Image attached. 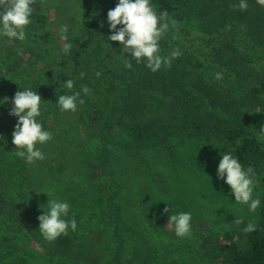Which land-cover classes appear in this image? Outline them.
I'll return each instance as SVG.
<instances>
[{
  "label": "trees",
  "instance_id": "trees-1",
  "mask_svg": "<svg viewBox=\"0 0 264 264\" xmlns=\"http://www.w3.org/2000/svg\"><path fill=\"white\" fill-rule=\"evenodd\" d=\"M70 2L81 10V15L75 18L76 36L72 39L70 53L59 59L60 65H52L49 59L44 66L32 63L35 81L32 83L25 79V83H22V88L31 85V89L37 90L41 96L44 108L40 121L52 133L51 141L38 145L45 155L43 161L27 164L15 155L12 133L18 118L9 112L17 91L15 87L8 88L12 89L11 93L7 88H0V100L8 98L0 106V136L4 137H0V215L4 219L5 240L11 239L23 245L36 244L34 248L47 253L45 264H83L77 252L83 250L85 244L74 231L51 242L41 235L40 213L29 206L27 192L22 189L20 181L22 177H25L24 181L27 179L23 176L24 170L29 172L30 166H33L30 182L35 183L40 171L47 168L48 156H53L61 144L67 150L57 167L61 168L60 172L66 171V175L70 176L65 182L68 190H71L66 193V199L76 202L73 195V198L70 197L76 175L83 181L103 177L108 185H100L103 196L99 200L115 208L118 231L124 228L130 213L122 204L128 201V198L123 200L127 197L126 192L136 189V184L145 182L142 179L145 177L147 183L153 184L160 194H168L171 184L164 171L172 167L181 155L184 154L185 158L187 154L183 149L190 148L191 143L205 145L219 154L231 152L245 169L249 166L254 169V184H262V141L230 118L208 110L221 109L239 115L248 106L264 108V67H255L252 61L253 54H264V7L257 0H247L248 8L245 11L234 7L239 0H152L159 13L167 12L177 23L194 19L199 32L209 37V41L203 43L201 39H193L190 33L183 34L177 25L170 27L171 34L178 38H175L174 49L179 48L182 55L172 62L171 67H162L156 73L143 63L136 64L133 61L131 69H122L119 62L115 61L113 48L119 42L112 44V41L107 40L110 33L106 17L108 10L113 9L118 0ZM46 12L45 1L35 0L33 22L27 29L29 40L35 42L49 36L51 26ZM230 28H233L241 42L238 51H235L233 41L228 39ZM177 34H182V37ZM188 40L204 48L212 45L213 61L222 68L235 70V63L241 64L237 76H231L238 87L223 88L205 82L198 68L190 62V54L182 51ZM166 46L170 47L167 42ZM235 53L240 58L232 60L230 57ZM87 55L94 58V64L85 57ZM124 55L131 58L128 53ZM125 56L122 58L124 63ZM1 62L5 63L3 60ZM187 63L195 67L194 73ZM11 70L9 68L8 73ZM68 78L75 82L71 91L81 92L84 100L75 113L61 112L55 104L59 94H63L59 84ZM8 87L11 86L8 84ZM83 87L89 89L88 94L83 93ZM164 101L171 102L173 109L166 108ZM145 109L147 114L143 115ZM75 142L84 144L80 153L71 149ZM21 162L24 163L23 167L14 171L13 167ZM3 166L6 172L4 176L1 175ZM86 173L88 175L84 176ZM13 194L15 197L11 200ZM260 201L255 230L245 232L242 241L235 240L232 233L226 234L223 241H215L210 249L206 240L201 245L200 250L203 256L208 257L210 264H264V194ZM73 210L70 208L69 219L74 216ZM159 213L160 209L148 211L151 218ZM128 223L126 226L130 230ZM152 228L156 231L157 226ZM134 232L143 237V232ZM119 234L120 231L117 236ZM145 241L149 243L147 239ZM154 257L158 261L163 260ZM16 264L33 263L23 259V262Z\"/></svg>",
  "mask_w": 264,
  "mask_h": 264
},
{
  "label": "rangeland",
  "instance_id": "rangeland-1",
  "mask_svg": "<svg viewBox=\"0 0 264 264\" xmlns=\"http://www.w3.org/2000/svg\"><path fill=\"white\" fill-rule=\"evenodd\" d=\"M43 1L47 8L46 18L51 26L48 32L49 36L35 40V42L29 40L28 37L24 42L9 41L5 37H0V88L2 89L15 87L16 91H20L25 79H29L33 83L35 72L32 63L44 66L49 59L52 65H60L59 59L66 55L61 51L63 44L71 43L76 36L75 18L81 15V10L70 0ZM157 13L159 14L158 11ZM194 22H196L194 19H187V21L176 25L180 27L183 34L190 33L193 39H201L200 41L203 40V43L208 42L209 37L200 33L199 26L194 25ZM61 27H66L67 32L61 33ZM230 29L228 39L233 41L235 51H238V44L241 42L237 39L236 32H233V28ZM62 35L67 39H62ZM177 35L182 37V34ZM175 38L178 39L171 34L169 29L165 38L160 42L162 54L167 55L174 49ZM165 41L170 47L166 46ZM113 43L115 42L112 41ZM211 48L212 45L209 48H204L196 46L195 42L188 40L187 46L182 51L190 54V62L198 68L199 75H203V80L209 85L215 84L223 88L238 87L231 76H237L241 64L235 63V70L220 67L217 62L213 61L214 53L211 52ZM122 51L120 43L116 45V48H113V56L121 68L125 65L122 61L124 57L121 54ZM85 57L91 61V64H94L93 57L89 55ZM253 57L252 61H254L255 67H264V54L261 56L255 53ZM230 58L234 60L240 57L235 53ZM186 65L194 73L195 67L192 68L190 63ZM107 67L109 68V66ZM9 68L12 69L11 72L9 71L10 73H8ZM217 73L221 74L220 79L216 78ZM8 84L11 87H8ZM31 87L30 85L29 88ZM8 91L11 93L12 89H8ZM164 104L166 108L173 109L174 107L169 101H164ZM208 110L230 118L232 122L241 125L258 138L261 136L260 130L264 129L263 107L248 106L243 108L239 115L221 109L209 108ZM146 114L145 109L143 115ZM261 141L264 144V140ZM83 145L75 142L72 143L71 149L80 153ZM66 150L67 147L61 144L60 149L53 156H48L47 168L40 171L35 183L30 182L33 166H30L29 172L24 170L23 176H26L27 179L24 181L25 177H22L20 181L22 189L27 192L29 206L37 210L40 215L43 214V210H48V201L58 199L70 203L71 209H74L73 218L78 224L77 230L74 232L85 244V248L77 252L83 264H210L208 257L203 256L200 250L205 240L208 242L209 249L214 246L215 241L222 240L226 234L234 233L235 240L242 241L245 234L243 229L247 224L255 225L258 221L259 207L255 213H252L248 211L246 205L234 203L230 186L217 179V168L223 154L216 153L205 145L191 143L190 148L183 149L187 154L185 158L184 154L181 155L177 162L174 161L172 167L169 166L164 171V175L171 184L168 194H160L154 189L153 184L147 183L148 179L145 177L142 178L145 182L136 184V189L126 192L127 197H124L123 200L128 198L129 206L126 202H122V204L124 208L129 209L130 213L126 218L129 223L124 224V228L119 230L121 235L117 236L119 231L116 229V210L114 207L107 206V203L102 204L99 200L103 196L102 190L99 189L100 185H108L103 177H99V179L93 177L83 181L76 175L77 180H75V186L70 196L73 198V195L76 202L66 199V193L71 190H68L65 182H68L70 176L66 175V171L60 172L61 168L57 167L60 160L64 159L63 153ZM23 164V162L17 163L13 167L14 171L22 168ZM2 173V176L6 173L4 166ZM87 175L86 173L84 176ZM9 185V189H11V184ZM254 185L253 195L261 200L264 194V180L262 184ZM13 197H15L14 194L10 199L12 200ZM165 207H171L172 214L179 212L192 214V235L190 237L178 238L174 228L167 227L171 213H164ZM152 209H160L161 214L151 218L148 211ZM238 218H242L243 222L237 224L236 219ZM67 219L71 220L68 217ZM3 220V216L0 215V264H16L23 262V259L33 264H45L47 253L39 248H34L33 245L36 244L23 245L11 239L5 240L4 235L7 234ZM127 223L131 227L130 230L126 226ZM154 226H157V232L153 231L152 227ZM134 230L141 231L146 236L143 234V237H140L136 232L133 233ZM154 256L163 258V260L158 261Z\"/></svg>",
  "mask_w": 264,
  "mask_h": 264
},
{
  "label": "clouds",
  "instance_id": "clouds-1",
  "mask_svg": "<svg viewBox=\"0 0 264 264\" xmlns=\"http://www.w3.org/2000/svg\"><path fill=\"white\" fill-rule=\"evenodd\" d=\"M34 3L35 0H0V37H5L9 41L24 42L27 39L28 26L33 22ZM257 3L264 7V0H257ZM234 7H238L241 11L247 10V0H239L238 5ZM106 22L110 33L107 40L119 42L123 55L130 54L131 58L124 55L126 69H131L132 62L135 61L136 64L143 63L151 72L156 73L162 67H171L172 62L182 55L179 48L173 49L167 55L162 54L160 42L165 38L170 27L174 28L177 22L169 17L167 12L158 14L152 0H118L116 6L108 10ZM60 31L66 33L67 28L61 27ZM61 38L67 39L64 35ZM71 48V43H64L61 51L69 54ZM216 78L220 79L221 74L217 73ZM74 86L75 82L70 78L59 84V89L63 90V94H59L55 104L61 112L75 113L79 106L84 104L81 92L71 91ZM20 89L12 98L9 112L10 115L18 118L12 133V143L15 145V155L27 164H33L45 159L38 145L51 141L52 133L46 130L40 121L44 105L37 90L34 91L28 87ZM82 91L85 95L89 93L87 87H83ZM7 100V97L0 100V106H3ZM260 131L259 139L264 140V129ZM221 157L217 168V179L230 186L234 203L246 205L249 212L255 213L261 201L253 195L254 169L251 166L245 169L231 152ZM70 208L71 205L67 201L58 199L48 201V210H43V214L38 217L39 231L46 240L55 241L60 236L67 235L69 230H77L76 219H67ZM163 211L171 213V207H165ZM242 222V218L236 219L237 224ZM167 227L174 228L178 238L190 237L192 235V214L190 212L171 213ZM243 230L246 233L252 232L255 230V225L249 223Z\"/></svg>",
  "mask_w": 264,
  "mask_h": 264
}]
</instances>
